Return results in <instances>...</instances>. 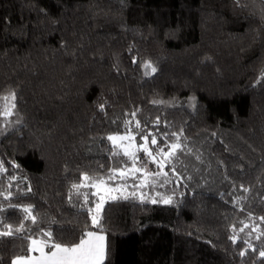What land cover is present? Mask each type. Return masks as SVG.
<instances>
[{
  "label": "trees",
  "instance_id": "obj_1",
  "mask_svg": "<svg viewBox=\"0 0 264 264\" xmlns=\"http://www.w3.org/2000/svg\"><path fill=\"white\" fill-rule=\"evenodd\" d=\"M129 131L153 152L179 137L163 169L135 152L167 177L107 180L132 168L108 139ZM0 161V231L24 226L0 237V264L47 232L100 233L85 174L121 186L100 213L104 264H264V0H0Z\"/></svg>",
  "mask_w": 264,
  "mask_h": 264
},
{
  "label": "snow or ice",
  "instance_id": "obj_2",
  "mask_svg": "<svg viewBox=\"0 0 264 264\" xmlns=\"http://www.w3.org/2000/svg\"><path fill=\"white\" fill-rule=\"evenodd\" d=\"M144 68L146 70H150V72L154 73L156 71V68L151 65V63H145ZM145 74H150L146 71ZM3 100L5 102L8 101H14L15 100V93H11L9 96L3 97ZM15 108V103H6L5 107L3 109V116L8 117L12 115V109ZM136 113L133 112L132 116L135 117ZM132 121H128V124H131ZM157 124H159V120L156 121ZM136 128H140V122L137 120L135 121ZM151 135V144L156 145L158 143L157 138L155 135H152L151 133H148L142 137L143 144L139 145L138 150H143L144 153L147 155V157L151 160V162L156 163L160 169H163L165 167V164H171L172 159L176 156L177 150L181 149V145L179 143V137L177 136V142L173 143L171 145H167V147L170 149L169 151H165L164 147H160L156 153L154 154L153 151L148 147V141L149 136ZM176 135V134H173ZM108 139L113 142L114 145H117L118 141L128 140L131 144L134 142L135 137L131 135L130 131L129 134L125 136H109ZM124 155L128 156L132 161L133 165L131 169H113V174L107 177V180H115L117 178V174L120 177H128V176H134L135 173L143 172L144 173V180L142 181L141 185L136 187H147V181L150 177L153 176H165L167 177L168 173L163 171H156V172H150L147 171L146 168L140 167L137 168L136 161L138 160V157L136 156L135 151H127L125 150ZM159 157V159H158ZM146 163V162H145ZM175 171V169H172ZM7 169L3 167V162L0 161V172H6ZM84 181H91V186L96 188L97 191L104 190L103 186L107 183V180L103 178H92L89 177L87 174L83 177ZM167 182V181H166ZM82 186H88L86 184H78L73 185V187L79 191L80 187ZM121 186H117L115 188L108 187L106 189L107 192H117L120 191ZM247 191V189H244ZM95 195V193H93ZM133 197L136 196V192L131 193ZM11 193L8 194V196L5 197V199L10 198ZM110 199H116V196H110ZM122 199H128L127 195H122ZM85 202L87 203L88 200V194H84ZM143 199V197H141ZM104 201V197H100V203H97L95 205V208L99 210L102 206V202ZM158 201L155 198L151 199V203H157ZM159 202L170 204L172 203L171 197H164ZM22 211L26 214V218H30L33 223L36 221V217L32 215V209L31 207H23ZM89 211H93V209H89ZM261 220H264V217L260 218ZM92 224L100 228V233L93 232V231H87L85 232L82 237L78 240V242L72 244V245H64L57 242H50V238L52 236L51 232L44 233L45 237H48L49 239H42L37 240L35 238L31 239V246L29 249V252L32 253H39L38 256L33 255H25L23 257H17L16 260L12 262V264H104V261L107 256V245H106V237L102 234L104 229L103 225L100 224L98 216L94 214L92 216ZM247 227V225H245ZM2 231H0V237L5 236H12L15 233H19L24 230L23 224L19 225V227L13 228L12 225L5 224L3 225ZM235 231V229H234ZM240 231H243V228L240 229ZM234 242L236 241L237 237L232 236L230 237ZM259 239V236L257 237ZM249 248H252V245H248ZM255 250V249H253ZM241 255H244V252L241 253ZM261 257H264V251H261L259 253Z\"/></svg>",
  "mask_w": 264,
  "mask_h": 264
},
{
  "label": "rangeland",
  "instance_id": "obj_3",
  "mask_svg": "<svg viewBox=\"0 0 264 264\" xmlns=\"http://www.w3.org/2000/svg\"><path fill=\"white\" fill-rule=\"evenodd\" d=\"M177 105H182V106H185V107H188V108H190V109H193V106H192V103H190V102H188V101H183V100H178V101H176L175 102ZM117 144H119L120 145V147L122 148V150L123 151H125V150H127V151H135V152H137V154L139 153V145H141V144H143V142H138V140L136 139V141L134 140V142H132L131 144L129 143V141L128 140H124V142H120V141H118L117 142ZM148 147L151 149V145H150V143H148ZM152 150V149H151ZM153 151V150H152ZM154 154L156 153V152H153ZM147 156V155H146ZM147 160H149V161H151L148 157H147ZM147 166L148 165H145V168H146V170H147ZM150 168V167H149ZM144 174V173H143ZM108 187L106 186V185H104L103 186V189L104 190H101V191H97V189H96V191L98 192V193H96L97 194V203H100V197L101 196H103L104 197V201L102 202V206H101V208L99 209V210H97L96 208H95V205L97 204H94L93 206H92V209H93V211H91V214H92V216L94 215V214H96L97 216H98V219H100V213H101V211H102V209H103V207H104V205L109 201V200H111L109 197L110 196H118L117 195V193L116 192H111V193H109V192H107L106 191V189H107ZM157 201H159L157 198H155ZM97 233H99V232H97ZM104 235V234H103ZM105 236V235H104ZM29 255H33V256H38L39 255V253H30ZM21 257H23V256H21Z\"/></svg>",
  "mask_w": 264,
  "mask_h": 264
}]
</instances>
